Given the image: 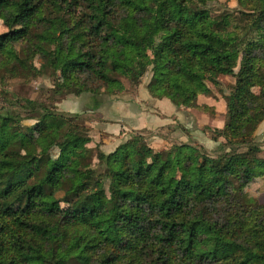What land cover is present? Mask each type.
<instances>
[{
  "label": "trees",
  "instance_id": "1",
  "mask_svg": "<svg viewBox=\"0 0 264 264\" xmlns=\"http://www.w3.org/2000/svg\"><path fill=\"white\" fill-rule=\"evenodd\" d=\"M215 1L0 0V85L50 83L44 103L1 98L0 264H264V204L244 202L264 177V0ZM148 73L177 110L217 117L223 99L222 126L201 129L211 153L177 123L161 147L132 131L104 154L89 118L59 109Z\"/></svg>",
  "mask_w": 264,
  "mask_h": 264
},
{
  "label": "crops",
  "instance_id": "2",
  "mask_svg": "<svg viewBox=\"0 0 264 264\" xmlns=\"http://www.w3.org/2000/svg\"><path fill=\"white\" fill-rule=\"evenodd\" d=\"M145 85L146 83L142 81L134 93L125 91L116 96H102L101 105L96 109L90 105L89 95H86L83 101L81 97H68L62 102L60 109L67 113H77V106L82 107L81 111L89 118L87 126L105 136L101 146L104 154L111 153L120 143L129 138L132 131L151 133L158 140L161 139L157 136L158 132L162 130L164 132L177 123L182 125L179 115H185V111L175 109V106L167 99L150 97ZM259 128L264 130V122ZM179 134L184 136L176 132L172 138ZM184 138L187 141L186 136ZM164 143V141L161 142V144Z\"/></svg>",
  "mask_w": 264,
  "mask_h": 264
},
{
  "label": "rangeland",
  "instance_id": "3",
  "mask_svg": "<svg viewBox=\"0 0 264 264\" xmlns=\"http://www.w3.org/2000/svg\"><path fill=\"white\" fill-rule=\"evenodd\" d=\"M208 7L210 8L211 12L214 15L215 14L218 15L224 10H234L237 6L234 0H216L213 3H210ZM2 30L3 28L0 25V31ZM148 79H149V73L146 74V76L143 78L144 84L147 83ZM220 80L222 81V84L224 86L227 85V80H225L223 77H220ZM49 87H50L49 80L47 78H44V76L37 77L36 79H31V80H25L23 78L6 79L4 85H0V101H1L0 106L3 104L1 100V98L3 99V96L28 98L32 100H38L44 103V101H47L45 100L47 94L46 91H44V89ZM68 97H74V96L71 95ZM80 97L83 101L86 95ZM89 103L92 107H95L94 99L89 100ZM61 104L62 103H60L59 105V109L61 107ZM210 104L213 105L216 111L219 113L217 117H210L209 115H204L193 109H184L185 115L184 114L179 115L180 117L179 119L182 121V125L186 127L187 130L189 129L188 131L191 134L190 136L194 138V140H196L198 143L202 144L211 153L215 149L216 144L211 142L206 137V135L201 132V129L203 127L217 128L222 126L225 103L223 99H219L217 101L212 100ZM81 108H82L81 106H77L76 109L77 114H85L83 113V111H81L82 110ZM70 114H75V113H70ZM31 123H32L31 121L25 122V124H31ZM180 135L181 134L176 135L172 139L175 138L179 142L186 141L184 136H180ZM255 137H256L255 142L262 145L264 143V130H261L259 128L257 130ZM161 142H163V140L162 139L156 140V137H152L150 139V143L157 147H161L163 145L161 144ZM244 202L264 204V177L257 178L253 181L251 187L247 190V192L244 195Z\"/></svg>",
  "mask_w": 264,
  "mask_h": 264
}]
</instances>
